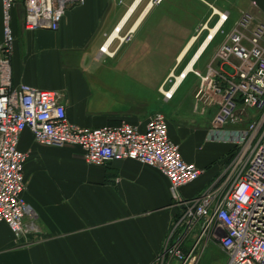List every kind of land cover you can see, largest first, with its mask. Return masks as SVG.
Listing matches in <instances>:
<instances>
[{
	"label": "crops",
	"instance_id": "crops-1",
	"mask_svg": "<svg viewBox=\"0 0 264 264\" xmlns=\"http://www.w3.org/2000/svg\"><path fill=\"white\" fill-rule=\"evenodd\" d=\"M17 1L15 85L59 92L69 121L80 127L127 122L145 131L162 112L184 160L204 170L181 189L184 198L221 175L233 147L208 141L217 106L196 96L210 67L230 70L217 54L242 15L264 22V0H85L56 31L25 29ZM3 27L0 7V44ZM108 42L111 55L101 52ZM18 147L28 154L24 198L38 234L17 243L0 221V264H155L177 212L164 174L130 159L87 164L78 146H44L30 130Z\"/></svg>",
	"mask_w": 264,
	"mask_h": 264
},
{
	"label": "built area",
	"instance_id": "built-area-1",
	"mask_svg": "<svg viewBox=\"0 0 264 264\" xmlns=\"http://www.w3.org/2000/svg\"><path fill=\"white\" fill-rule=\"evenodd\" d=\"M17 2L0 0L4 25L0 44V221L9 225L15 241L38 234L33 210L24 198L28 154L18 147L22 133L30 130L38 144L78 146L87 164L106 166L130 159L168 178L177 212L155 264H200L211 245L227 256V264H264V22L255 23V16L245 12L217 54V60L230 70L210 67L201 78L196 97L217 106L208 141L231 144L233 152L208 188L194 198H184L181 189L198 180L204 170L184 160L180 147L169 137L162 112L151 116L145 131L127 122L80 127L69 121L59 92L13 83L11 10ZM84 2L23 0L24 27L56 31L68 10ZM161 2L153 0L152 4ZM219 18L225 22L228 15L219 14ZM109 45L104 44L101 52L111 55ZM172 95L171 90L164 93L167 99Z\"/></svg>",
	"mask_w": 264,
	"mask_h": 264
},
{
	"label": "rangeland",
	"instance_id": "rangeland-1",
	"mask_svg": "<svg viewBox=\"0 0 264 264\" xmlns=\"http://www.w3.org/2000/svg\"><path fill=\"white\" fill-rule=\"evenodd\" d=\"M200 264H227V256L219 248L211 245L203 254Z\"/></svg>",
	"mask_w": 264,
	"mask_h": 264
},
{
	"label": "bare ground",
	"instance_id": "bare-ground-1",
	"mask_svg": "<svg viewBox=\"0 0 264 264\" xmlns=\"http://www.w3.org/2000/svg\"><path fill=\"white\" fill-rule=\"evenodd\" d=\"M189 70H190V69H189ZM189 70H188V71H189ZM177 81H178V83H180L182 80H181V78H179V80H177Z\"/></svg>",
	"mask_w": 264,
	"mask_h": 264
}]
</instances>
